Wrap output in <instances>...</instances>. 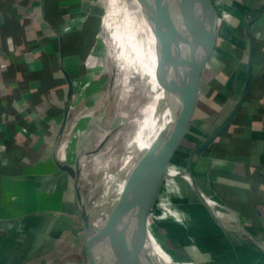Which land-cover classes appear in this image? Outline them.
<instances>
[{
	"label": "crops",
	"instance_id": "crops-1",
	"mask_svg": "<svg viewBox=\"0 0 264 264\" xmlns=\"http://www.w3.org/2000/svg\"><path fill=\"white\" fill-rule=\"evenodd\" d=\"M210 1L218 14L216 40L185 99L173 129L176 143L167 158L184 167L190 151L238 105L245 89L252 39L248 93L225 128L193 158L191 172L210 198L233 211L239 223L264 242V0ZM86 5L85 0H0V264H60L86 259L80 218L74 221L71 217L79 215L74 190L53 159L55 144L67 136L73 123L70 109L59 135L65 107L80 96L75 92L85 77L84 48L98 30L84 23ZM93 17L99 18L95 13ZM159 27L155 4L135 65L143 73L147 60L149 74L146 80L144 77L145 88L138 93L141 101L130 108L129 116L147 109L161 86L164 67ZM96 117L97 112L94 124ZM169 172L148 187L147 198L157 201L155 213L163 211L170 216L169 222L183 225L181 233L197 239L203 252H210L215 243V256L223 264H236L237 260L223 255L247 257L238 258L240 264L258 260L264 264L259 249L255 251L249 240L222 229L213 216L202 221L190 213V207L179 204V209L173 208L166 193L172 191L175 180L185 179ZM185 192L189 194L186 188ZM189 197L194 201L193 195L185 196L188 201ZM198 202L204 217L212 215ZM215 208V215L229 224L225 227L234 229L230 212ZM170 214L180 216L171 218ZM198 221L201 223L196 225ZM69 255L75 257L68 259Z\"/></svg>",
	"mask_w": 264,
	"mask_h": 264
},
{
	"label": "water",
	"instance_id": "water-1",
	"mask_svg": "<svg viewBox=\"0 0 264 264\" xmlns=\"http://www.w3.org/2000/svg\"><path fill=\"white\" fill-rule=\"evenodd\" d=\"M153 1L160 15L158 45L164 67L161 86L154 92L147 109L130 115L106 140L89 199L81 184V170L86 166L88 150L82 161L74 167L58 158V142L55 144L53 159L72 184L86 253L83 262L65 261L60 264H130L125 252L131 220L135 231L132 242L137 261L134 240L139 235L140 223L135 215L140 205V215L147 212V205L142 203L143 194L170 170L186 180L211 213L217 206L230 212L235 223L234 229L226 228L213 214L215 222L222 229L246 238L264 254V242L246 230L233 211L210 198L196 183L191 172L193 158L225 128L248 93L253 62L252 39L245 89L238 105L211 135L190 151L184 167H181L167 158L169 150L176 143L173 129L203 59L215 43L218 14L210 0ZM112 89L113 82L110 80L105 88L106 99L111 96ZM71 108V105H67L64 109L60 136ZM102 120V115H97L96 123ZM182 264L199 263L184 260Z\"/></svg>",
	"mask_w": 264,
	"mask_h": 264
},
{
	"label": "rangeland",
	"instance_id": "rangeland-1",
	"mask_svg": "<svg viewBox=\"0 0 264 264\" xmlns=\"http://www.w3.org/2000/svg\"><path fill=\"white\" fill-rule=\"evenodd\" d=\"M90 3H91V6L89 8L90 10L88 11V14L85 13V15L87 16L84 17L85 19L84 23L86 26L98 27V30L96 32L99 33L100 29H102V27H105L110 22L111 11L109 7L112 1L85 0V4H87L86 7L90 5ZM93 13L97 14L99 18L93 17ZM105 39H106V43L103 45L105 48V53L103 52V56L100 55L99 57L100 64H97L98 70L96 71V73L91 75L92 78L89 79L83 78L79 83V85L77 86L75 96L80 95L81 100L76 108H71L74 118H73V123L71 122L70 124L71 126L70 131L67 134V136L63 138V140H59L57 143L56 146L57 155L58 156L61 155V158L63 160L64 157L62 156L64 155V150L67 147V142L71 138L73 125L82 113L91 112L94 109L97 112V115H102L104 119L107 112L109 111L110 112L109 115L112 116L111 121L113 120V123L114 122L116 123V121H118L122 115H125L127 111L128 112L130 111V108H132L130 106L133 103L131 101L135 99L136 93L143 88L144 75L139 69V67H135V65L130 66L129 63H125V62L122 63L120 59L117 57V55L111 50L112 47L111 40L107 36H105ZM116 78L119 79L118 86L119 89L121 88L122 90V94H121L122 96L119 98L118 96H114L111 92V96L108 99H106L105 88L110 80L113 82V86H114V83L116 82ZM108 102L109 103L111 102V104H109ZM98 124L100 123L94 124L92 122L90 124L91 126H89L85 131V133L83 134L84 137H86L90 142L94 141V139L97 138V134L100 133V132L97 133L98 130L96 126ZM60 146H62L61 150L58 149ZM166 173L169 174L170 172L167 171ZM94 174L95 173L92 171L90 175L91 181H92V177H94ZM184 181L181 178H179L175 180V182H173L175 185L174 187H171L172 191L169 190L166 193V195L168 196L167 200L171 202L173 208L179 209V204L183 205L184 208L190 207L188 209V210L191 209L190 213L193 212L196 218L202 219V221L207 218L211 219L213 214L215 215L218 209L214 208L213 213L210 216L209 215L207 216V214L205 213L206 215L204 217L202 213H200L201 210L197 206V203H199L198 202L199 198L189 187L188 183ZM185 188L186 190L187 189L189 190L190 195H193L194 201L191 200L193 199L191 197H189L190 201H188V199L185 198L186 195L189 196L188 192L184 193ZM146 194L147 191L143 194L144 196L142 197V203L144 205H147L148 207L147 212L143 215H140L139 208L142 206L140 205L138 208V213H136L135 215V219L140 223L138 225L139 235H137V237L134 240V244L136 245L135 248L136 251L138 252L137 261H139L140 264H166L165 261L162 260L160 255L155 250V247L154 246L151 247L149 243L151 242L149 238L152 234L153 236L151 237H154L156 239L157 241L156 243L160 246V248L163 249L165 253L171 256H172L171 252H173L174 254L173 257L176 260H187L199 264H223L221 261L222 259L218 256H215V253L216 254L218 253L215 252L217 251L215 243H212L211 248L209 250L210 252H203V246L199 247V244L197 243L198 241L197 239L195 238L190 239L191 238L190 236L189 237L186 236L187 232L181 233L180 231L181 227H182L181 230L185 228L183 227V225L178 223L180 225L179 228V226H177L178 224L177 225L175 224L176 222L175 223L169 222L170 220L168 218L170 216H165L163 211H159L158 213L154 212V208H155L154 206L156 205L157 201L153 199L151 202H149V200H147ZM187 204L189 205L188 207ZM170 215L171 218L173 216L174 217L180 216L179 214H174V215L170 214ZM78 216L79 215L77 214H72L71 217L73 218L74 221H79ZM200 223L201 221H198L196 225H199ZM222 223L225 226H229V224L227 225L223 221ZM253 249L257 251L256 250L257 248H253ZM259 253H260V257L264 259V254L260 251ZM223 256L225 259L237 258V260L235 261L236 264H240L238 262V258L239 260L241 258L247 260V257H245L244 255L242 256L239 255V257L236 255H234L235 257L226 256V255ZM67 257L68 259L69 258L71 259L75 257V255H69ZM249 257H251V255ZM249 259L254 260V258H249ZM258 261H255L253 264H259L257 263ZM243 264H249V263L243 262Z\"/></svg>",
	"mask_w": 264,
	"mask_h": 264
},
{
	"label": "bare ground",
	"instance_id": "bare-ground-1",
	"mask_svg": "<svg viewBox=\"0 0 264 264\" xmlns=\"http://www.w3.org/2000/svg\"><path fill=\"white\" fill-rule=\"evenodd\" d=\"M111 1L112 3L109 7L111 11L110 22L105 27H102L99 33L96 32L95 36L92 37L88 45L84 48L82 66L85 69L84 78L86 79H89L90 76L98 70L97 64H100L99 57L100 55L103 56V52L105 53V48L103 46L106 43L105 36L111 40V50L117 55L122 63H129L130 66L135 65L140 56L141 50L144 47L146 36L154 17L155 2L153 0ZM91 3L86 7V14H88V11L90 10ZM118 82L119 79L116 78L112 94L120 98L122 96V90L121 88L119 89ZM79 97L80 96L73 101L71 105L72 108L78 103ZM109 104H111V102ZM109 113L110 112L108 111L102 122L96 126L98 130L97 133H100L97 134V138L92 142L84 137L83 134L85 133L87 126L94 120L96 111L93 109L91 112L82 113L75 124L72 138L68 142L67 147L64 150V155L62 156L66 162L75 167L82 161L83 155L88 150L89 155L88 160L86 161V166L81 170V184L87 199H89L95 184L96 174L98 172L100 158L106 140L129 117V112L127 111L125 115H122L121 118L116 121V123H113V120L111 121L112 116H110ZM58 149L61 150L62 146ZM92 171L95 174L91 181L90 175ZM132 224L133 222L131 220L127 233V248L125 255L128 263L139 264L135 260V253L133 250L134 245L132 241L135 237V231ZM151 236H153V234ZM151 236L149 238L151 241L149 242L151 247H155V250L166 264L184 263V260H176L173 257V252H171L172 256L165 253L156 243V239Z\"/></svg>",
	"mask_w": 264,
	"mask_h": 264
},
{
	"label": "trees",
	"instance_id": "trees-1",
	"mask_svg": "<svg viewBox=\"0 0 264 264\" xmlns=\"http://www.w3.org/2000/svg\"><path fill=\"white\" fill-rule=\"evenodd\" d=\"M154 18V17H153ZM153 31H155V26H153ZM141 54V53H140ZM140 57V56H139ZM147 61V60H146ZM146 61H145V64H146V67H145V69H143V74L145 75L144 77H145V80H146V76H148V74H149V69H150V63L149 62H147L146 63ZM136 64H137V62H136ZM135 64V65H136ZM145 87H144V85H143V88L142 89H144ZM142 89L141 90H139L137 93H136V96H135V99L134 100H132L131 102H133L132 103V105L130 106V107H134L135 105H137L138 103H139V101H141V97H138V95L142 92ZM139 93V94H138Z\"/></svg>",
	"mask_w": 264,
	"mask_h": 264
}]
</instances>
